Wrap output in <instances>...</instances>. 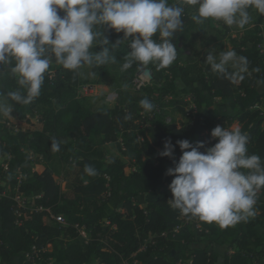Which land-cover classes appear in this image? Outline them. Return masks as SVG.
Returning a JSON list of instances; mask_svg holds the SVG:
<instances>
[{
  "label": "trees",
  "instance_id": "1",
  "mask_svg": "<svg viewBox=\"0 0 264 264\" xmlns=\"http://www.w3.org/2000/svg\"><path fill=\"white\" fill-rule=\"evenodd\" d=\"M173 3L184 7L182 26L171 37L177 57L166 68L147 65L153 77L149 86L138 92L130 88L141 64L134 62L122 70L130 51L127 41L112 48L115 62L88 66L96 79L94 84L117 89L119 97L112 109H86L79 101L80 69L66 70L54 58L44 74L40 95L29 104H18L7 97L19 88L17 79L10 65L3 67L0 94L13 111L0 117V158H6L0 165V182L5 183L0 185V264H50L53 259L57 264H120L124 259L132 264L264 263V187L257 191L254 217L221 228L172 208L167 201L172 199L169 185L174 177L166 175L182 155L177 141L188 140L193 145L205 142L206 147H212L218 141L211 138V131L218 125L230 129L238 124L249 137L247 155H257L264 163V37L254 28L231 40L230 50L247 58L246 72L238 74L229 67L226 74L213 72L206 59L187 56L185 50L195 48L196 39L203 47L216 44L222 49V38L229 33L227 26L222 34L213 27V20L197 24L191 18L195 5L169 0ZM104 35L110 44L123 39L122 32L110 29H105ZM153 39L159 42V34ZM92 50L102 49L94 45ZM256 68L260 71H254ZM179 88L191 95L194 110L188 124L182 126L174 119L166 123L164 115L168 109L173 114H188L186 104L178 99ZM145 98L154 105L151 112L140 105ZM28 115L37 117V125L17 133L9 130L10 118L26 120ZM145 121L150 124L143 126ZM53 139L59 142V151H52ZM166 139L175 146L174 159L159 155ZM107 144H115L121 157H107ZM53 156L78 169L70 186L72 198L62 191L49 167ZM85 166H92L96 174L85 173ZM6 187L12 195H3ZM17 188L34 199L33 208L21 209L20 216L13 199ZM142 195L153 197L146 207L136 202ZM51 210L64 216L66 224L45 223ZM184 220L200 227L195 233L183 228L176 233ZM80 229L88 233V241L79 239ZM194 237L203 238L205 247L192 245ZM148 240L146 250L140 252ZM60 241L65 242L64 247ZM217 247L226 253L215 250ZM27 254L33 256L34 263Z\"/></svg>",
  "mask_w": 264,
  "mask_h": 264
},
{
  "label": "clouds",
  "instance_id": "2",
  "mask_svg": "<svg viewBox=\"0 0 264 264\" xmlns=\"http://www.w3.org/2000/svg\"><path fill=\"white\" fill-rule=\"evenodd\" d=\"M186 2L197 6L191 17L197 24L216 20L243 29L252 20L250 9L264 15V0ZM183 13V6L169 4V0H0V78L3 67L10 65L19 85L7 97L29 104L40 95L53 58L69 71L100 66L115 62L111 50L125 41L130 51L122 70L134 62L166 68L177 57L171 37L182 26ZM105 29L122 32L123 39L110 44ZM157 34L159 42L153 39ZM94 45L102 50L94 52ZM205 62L220 74L227 73L230 63L239 65L243 72L248 64L247 58L234 50L210 51ZM140 105L145 112L154 109L147 98ZM12 111V105L0 94V117L10 116ZM211 138L218 141L212 147H206L205 142L193 145L188 140L177 141L182 155L175 167L166 171L174 177L169 185L172 199L167 203L185 216L228 228L256 215L257 191L264 187V163L257 155H247L249 137L238 126L229 129L218 125ZM51 149L59 151V142L53 139ZM174 152L175 146L166 139L159 155L174 159ZM84 171L96 174L92 166H85Z\"/></svg>",
  "mask_w": 264,
  "mask_h": 264
},
{
  "label": "rangeland",
  "instance_id": "3",
  "mask_svg": "<svg viewBox=\"0 0 264 264\" xmlns=\"http://www.w3.org/2000/svg\"><path fill=\"white\" fill-rule=\"evenodd\" d=\"M174 1L181 2V0H174ZM196 7L197 6L194 7V10H196ZM250 14L252 16V20H251L250 24L246 25L243 29H240V28L236 27L235 25L234 26H227L222 21L213 20L212 21L213 27L218 28L222 32V34L226 31L225 27L227 26L229 33L222 38V42L224 43L223 48L219 49L216 44L210 45L208 47H203L201 45V42L198 39H196L195 40L196 47L193 49H192V47L187 48L185 50V55L194 57L195 59H206V57L210 51H213V54H218L222 50H230L231 40L232 39H238L240 37L241 33L245 29L258 28L259 29V31L257 32L258 35H262L264 37V18L260 19L258 12L255 9H252V11H250ZM262 50L264 51V45L262 47ZM145 67H147V66H145ZM228 67L233 69L238 74H241V72H242L240 70L239 65L234 66L232 63H230L228 65ZM79 71H80V77H81V81H82V85L79 87V90H78L80 103L86 109H89L91 111H97L103 107H106L109 109L114 108L117 101L115 103L108 102L106 97L110 91L118 93L117 89L116 88H110L108 86L101 85V84L100 85L94 84L96 82V79L93 76V74H92V72L88 66H84V67L80 68ZM178 99L182 100L186 104L185 110L188 114L187 115H182L179 113L173 114L171 112L172 110L168 109L167 111L164 112L165 122L170 123L174 119L181 126L187 125L190 118H191V115L194 112L193 104H192V100H191L192 97L190 94L182 93L181 89L179 88ZM263 113H264V108H263ZM167 118L169 121H167ZM28 120L31 122V124L27 122ZM10 121H11L12 125H14L15 127H17L20 130H26L29 127H31L32 125H37V123H38L37 117L32 116V115H28L26 120H19L17 118H14V119L10 118ZM141 124L143 126H145V125L150 124V122L145 121L144 123H141ZM234 126H238L240 128V126L238 124H236ZM104 150H105L107 157H121V155L118 152L115 144L105 145ZM36 158L37 157L34 155L33 156V162H36ZM5 163H6V158L1 157L0 158V165L5 164ZM48 164H49L50 169L54 172V175L57 177L58 181L60 182L62 191L64 193H66L69 198H72L73 197V189L70 186L73 183H75L77 176H78V169L75 166V164H63L60 162L59 158L56 156H53V159ZM0 185L2 187H4L5 183L0 182ZM3 195H12V191L10 190V187H6L5 191L3 192ZM152 200H153V197L150 195H142V196H139L138 198H136V202L145 206V207ZM26 201H27V203H30V204H28V206L33 208L34 199L31 197H27ZM51 214L56 215L53 212V210L50 211V215ZM64 219H65V217H64ZM44 222L51 224V225H56V222L51 218V216L44 218ZM198 227H200L199 224H195V222H192V221L184 220L182 227H180V229L183 228L187 233H195V230ZM79 239L81 241H84V242L88 241V239H89L88 233L84 229H80ZM202 239L203 238H200V237H194L191 240L192 245H194L196 247L198 246L201 248L205 247V244L202 243ZM149 242L150 241L148 240L147 245ZM59 245L64 247L65 242L60 241ZM48 249L52 250V246H49ZM215 250L221 252L222 254L226 253V249L224 250L223 248L217 247V248H215ZM228 253L231 254L232 252L228 251ZM50 264H57V262L53 259V260H51ZM261 264H264V263L261 262Z\"/></svg>",
  "mask_w": 264,
  "mask_h": 264
},
{
  "label": "built area",
  "instance_id": "4",
  "mask_svg": "<svg viewBox=\"0 0 264 264\" xmlns=\"http://www.w3.org/2000/svg\"><path fill=\"white\" fill-rule=\"evenodd\" d=\"M262 53H264L263 50H262ZM150 72H151V70H149L147 67H145L143 65L140 66V69L138 70V72L136 73L135 77L133 78V80L131 82L130 88L132 89V91H135V92L141 91L143 88H145L151 84L152 79L150 77ZM118 97H119V94L117 92H111L110 91L107 94L106 99L108 102L115 103L118 100ZM149 117H153V115H149ZM167 121H169L168 118H167ZM7 126L9 127V130L13 133H17L20 131V129H18L17 127L12 125L11 123H8ZM31 158L33 159V155L31 156ZM4 168H7V167L4 166ZM19 179L20 180L22 179V175H20ZM38 196H40V194H38L37 197ZM13 199L15 201V205H14L15 212L18 216H20L21 209H25L26 207H28V204H30V203H27V201H26L27 197L23 193H21L18 188L15 189ZM41 210H42V208H41ZM50 216L57 224H59V225H65L66 224V220L64 219L63 216L53 215V214H51ZM180 227H182V226H180ZM180 227L176 228V230H175L176 233H178L180 231ZM164 236H167V235L164 234ZM146 248H147V242L140 247L139 251L143 252L146 250ZM35 256H36V254H35ZM134 256H135V254L133 255V257ZM26 257L29 261L34 263V259H33L32 255L27 254ZM136 263L137 262H135V264ZM34 264H36V263H34ZM120 264H132V263L130 262V260L124 259V260H122V262ZM177 264H188V263H186L185 261H179Z\"/></svg>",
  "mask_w": 264,
  "mask_h": 264
},
{
  "label": "water",
  "instance_id": "5",
  "mask_svg": "<svg viewBox=\"0 0 264 264\" xmlns=\"http://www.w3.org/2000/svg\"><path fill=\"white\" fill-rule=\"evenodd\" d=\"M150 77H151V78H153V77H152V73H151V72H150Z\"/></svg>",
  "mask_w": 264,
  "mask_h": 264
}]
</instances>
